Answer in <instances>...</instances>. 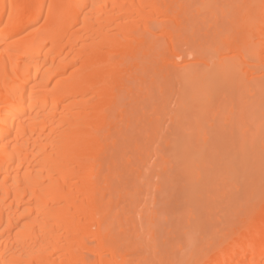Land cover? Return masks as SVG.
<instances>
[{
    "label": "bare ground",
    "instance_id": "1",
    "mask_svg": "<svg viewBox=\"0 0 264 264\" xmlns=\"http://www.w3.org/2000/svg\"><path fill=\"white\" fill-rule=\"evenodd\" d=\"M262 101L264 0H0V264H264ZM203 158L164 256L149 201Z\"/></svg>",
    "mask_w": 264,
    "mask_h": 264
},
{
    "label": "rangeland",
    "instance_id": "2",
    "mask_svg": "<svg viewBox=\"0 0 264 264\" xmlns=\"http://www.w3.org/2000/svg\"><path fill=\"white\" fill-rule=\"evenodd\" d=\"M199 1V0H198ZM195 2V1H194ZM196 4V3H195ZM193 8V7H192ZM160 101V103H161V101L162 100H158V102ZM128 102V101H127ZM163 102V101H162ZM263 103V104H262ZM162 104V103H161ZM251 104H252V102H251ZM260 104H262V106L260 107L259 105ZM163 105V104H162ZM131 106V105H130ZM161 106V105H160ZM248 106L250 107V110L251 111H248L247 109H249L248 108ZM246 107V108H245ZM244 107V109H246V110H244L245 111V113H248V118H249V121L248 122H250L249 123V126L250 127H248V129L250 130V129H254L255 130V127L257 126V122H259L260 120H257L256 122H255V120H256V116L258 117V116H261V115H263L264 114V102L262 101L261 103H257V102H253V104L252 105H247V106H245ZM256 107H258V108H256ZM129 108V110H130V107H128ZM131 108H132V106H131ZM260 108V109H259ZM262 108V109H261ZM135 110V109H134ZM149 110V109H148ZM262 111L263 110V114L261 113V115H259V113L260 112H258V111ZM146 111H147V109H146ZM254 111V112H253ZM255 111H256V113H255ZM149 114H151V112H150V110L149 111H147ZM146 112V114H148ZM258 112V113H257ZM130 113H131V111H130ZM140 113V112H139ZM252 113V117L254 116V118H252L251 116H249L250 114ZM256 114V115H255ZM254 119V120H253ZM264 120V119H263ZM263 120H261V121H263ZM264 122V121H263ZM255 123H257L256 125H255ZM262 123V122H261ZM161 127H160V129H162V127L164 126V123H163V121H162V125L161 124H159ZM133 126L134 127H132L133 128V131H131V129H130V135L131 136H139L140 138H142L141 139V141H142V145H143V147L145 148H142V150L138 153V152H131L132 154H135V155H133L135 158H132L131 160H133V159H136L137 157L138 158H140V156L142 155L143 157H141V159H145V157H146V159L148 158V156H150V155H152V152H154V151H152V145H153V147H156L157 145L160 147V148H162L161 147V145L162 146H165L164 145V141L163 140H165V138L161 135V134H157V135H155V134H151V136H150V138H147V134H146V130H139V127L138 126H136V124H133ZM187 126V125H186ZM263 129H264V124H263ZM263 131V130H262ZM261 131V132H262ZM141 132H142V134H141ZM145 132V133H144ZM211 133L212 132H210L209 133V135H208V137L209 138H211ZM263 133V132H262ZM138 134V135H137ZM264 134V133H263ZM262 134V135H263ZM261 135V134H260ZM146 136V137H145ZM165 136H168V135H165ZM213 136V135H212ZM137 137H134V138H137ZM154 137H155V139H154ZM163 137V138H162ZM263 137V136H262ZM261 137V138H262ZM133 138V137H132ZM153 138V139H152ZM167 138V137H166ZM260 138V139H261ZM144 139V140H143ZM150 139H152V140H150ZM162 139V140H161ZM154 140V141H153ZM151 143H150V142ZM152 141H153V143H152ZM156 142V143H155ZM158 143V144H157ZM145 144V145H144ZM160 144V145H159ZM149 146V147H148ZM150 146H151V150H149V148H150ZM130 149H132V150H134V148L132 147V148H130ZM163 149V148H162ZM164 150V149H163ZM131 151V150H130ZM130 151L128 152V155L130 156ZM149 151H151V153L149 154ZM165 152V154H166V149L164 150ZM143 152V153H142ZM146 152V153H145ZM130 153V154H129ZM167 155H170V152H167ZM171 156V155H170ZM132 157V156H131ZM172 157V156H171ZM137 158V159H138ZM219 159L218 157H212V159L214 160V159ZM179 159V158H178ZM203 159H207L206 160V162H204V160L202 161V160H200L199 162H198V165L200 164V162H201V164L196 168L195 167V169H196V171H195V169L194 170H191V169H189V167L188 168H185L186 166H185V161H183V165L181 164L182 163V160H181V162L180 161H178L177 163H175V161H173V164H169V165H173V169L172 170H168L169 172H168V177L169 178H171V179H169L168 180V178L167 177H165V176H167V175H165V176H163V178H164V180H168V181H164L165 183H163V187L161 188V190L156 194V204L157 205H154V203H153V206L152 207H150L151 205H152V203L149 201V203H150V205L148 206V213H149V217H150V215L152 214V215H156L155 217V225H154V227H153V231H155V239H156V243H158L159 245H161V246H159V248L158 249H161V250H159L160 251V253L161 254H163L164 256L166 255V254H164V253H167V254H169V252H171L170 254L172 255H174L175 256V254L174 253H176V251H177V253H178V250H179V244H182V243H180V239L182 238V240H184V241H186V239H184V238H186V236H184V235H187L188 236V228H189V233H190V231H191V228H192V225H195V226H197V224H198V226H199V224H202L203 222L202 221H204V219L202 218L203 216H204V218H205V215H204V211L202 212V207H200L202 204L204 205V203H202V201H204L205 202V206H203V208H207V203L208 202H210L211 203V199L208 197L209 195H206V194H208L209 192L208 191H206V190H202V192H200L201 193V195L200 194H198L197 193V191H196V193H195V196H196V198L199 196L201 199H203V200H201L200 198H199V200L198 201H201V202H198V201H196L195 199L193 200L192 198H193V196H194V194H191V193H193L194 191V189L191 191V193H190V189L188 188L187 189V185L189 184V181H190V176H191V174L190 173H192V171L195 173V174H193V175H196L197 173L198 174H200L201 175V177H205V175H207V174H211L212 173V171H213V169H212V167L213 166H215L214 164H213V166L210 164V163H208L209 165H211V166H209L208 164H207V162L209 161V158H203ZM212 159H210V162L212 161ZM215 159V160H216ZM214 160V161H215ZM138 161V160H137ZM204 162V163H203ZM141 163V164H140ZM157 163H159V161H157ZM156 163V164H157ZM203 163V164H202ZM212 163V162H211ZM155 164V165H156ZM187 164V163H186ZM201 165H202V167H201ZM136 166L138 167V169H143L144 167L146 168L147 166H149V161H141V162H138L137 164H136ZM154 167V169L155 170H153V174H154V172L156 171V169L157 168H155V166H153ZM208 167V168H207ZM211 167V168H210ZM148 168V167H147ZM199 168H201V169H199ZM208 171H207V170ZM217 169V168H216ZM178 173H177V172ZM189 171H191L190 173H188ZM201 171H203V172H201ZM204 171H205V173L207 172V174H205L204 173ZM210 171V172H209ZM217 171V170H216ZM215 171V172H216ZM204 173V174H203ZM221 173V172H220ZM170 174V175H169ZM212 174H214V173H212ZM188 175H190L189 177H188V179H187V176ZM182 176V177H181ZM186 176V177H185ZM221 176H223V179H224V175H222V173H221ZM166 178V179H165ZM175 178H176V181H175ZM222 178V177H221ZM151 179V178H150ZM174 179V180H173ZM223 179H221V181L223 180ZM152 180V183H154V181H155V178H154V175H153V178L151 179ZM241 180V182L244 180V177H243V179H240ZM239 180V181H240ZM172 181V182H171ZM183 181V182H182ZM220 181V182H221ZM224 181V180H223ZM180 182V183H179ZM182 182V183H181ZM219 182V183H220ZM225 182V181H224ZM223 182V183H224ZM241 182H239V183H241ZM244 182V181H243ZM246 182V181H245ZM170 183H173V185L172 184H170ZM187 183V184H186ZM238 183V184H239ZM168 184V185H167ZM232 184V183H231ZM259 184V183H258ZM169 185H171V187L169 186ZM241 185H242V183H241ZM241 185H237V186H241ZM244 185H245V183H244ZM189 186V185H188ZM225 186H227V185H225ZM260 187H261V185H260ZM222 188V187H221ZM244 189V186L242 185V187H241V189ZM259 188V187H258ZM196 190V189H195ZM197 190H199L198 188H197ZM201 190V189H200ZM224 190H226V189H224ZM229 190V189H228ZM165 191V192H164ZM189 191V194H191L192 196H191V198H189V197H187L186 195L188 194L187 192ZM227 191V190H226ZM208 192V193H207ZM212 192V191H211ZM186 193V194H185ZM203 193H205V194H203ZM220 195V194H219ZM194 196V197H195ZM204 196V197H203ZM188 198V200L190 201V203L192 202V200L194 201V203L195 204H200V203H202V204H200L199 206H198V212H197V208H193V207H197V205H195L194 204V206H192L193 205V202H192V205L191 204H188V200L187 199H185V198ZM217 198H218V196H217ZM172 199V200H171ZM183 199H185V200H183ZM204 199H206V200H204ZM167 200V201H166ZM170 200V201H169ZM183 200V201H182ZM218 200H222V198H218ZM198 202V203H197ZM169 203V204H168ZM185 203V204H184ZM186 203H187V205H186ZM186 205V206H185ZM210 205V204H209ZM156 206V207H155ZM154 207V210L152 209ZM181 207H182V209H181ZM186 207V208H185ZM191 208V212L193 213V211H195V215L193 216V215H189L190 213H189V211H190V208ZM200 207V208H199ZM151 209V210H150ZM179 209V210H178ZM157 210V211H156ZM181 210V211H180ZM188 210V211H187ZM205 210V209H204ZM151 211H155V213H151ZM175 211H176V213H175ZM185 211V212H184ZM228 212H229V210H228ZM147 213V212H146ZM147 213V214H148ZM151 213V214H150ZM175 214V215H174ZM198 214H199V217H201L200 215H202V217L201 218H199V217H196V216H198ZM172 215V216H171ZM182 216V217H181ZM186 219V220H185ZM194 222H193V221ZM223 221H227V219H225V220H223ZM201 222V223H200ZM214 222H216L215 220H214ZM213 222V223H214ZM196 223V224H195ZM217 223V222H216ZM183 224V225H182ZM190 224H191V226H190ZM203 224H205V223H203ZM184 226V227H183ZM190 226V227H189ZM194 227V226H193ZM185 228V229H184ZM211 229V228H210ZM177 230V231H176ZM174 231V232H173ZM147 234H149L150 232H146ZM186 233V234H185ZM178 235V236H177ZM189 235H192V233L191 234H189ZM170 236V237H169ZM169 238V239H168ZM172 238V239H171ZM178 239V240H177ZM181 240V242H183ZM174 242V243H173ZM172 243L174 244V246L172 247ZM168 244V245H167ZM184 245H185V243H184ZM184 245H183V247H184ZM158 246V245H157ZM176 247V248H175ZM177 248H178V250H177ZM174 249H176V251L174 250ZM180 252V251H179ZM177 253H176V255H177ZM180 254V253H179ZM170 256V255H169ZM179 257V256H178Z\"/></svg>",
    "mask_w": 264,
    "mask_h": 264
},
{
    "label": "snow or ice",
    "instance_id": "3",
    "mask_svg": "<svg viewBox=\"0 0 264 264\" xmlns=\"http://www.w3.org/2000/svg\"><path fill=\"white\" fill-rule=\"evenodd\" d=\"M21 7H23V6H21Z\"/></svg>",
    "mask_w": 264,
    "mask_h": 264
}]
</instances>
